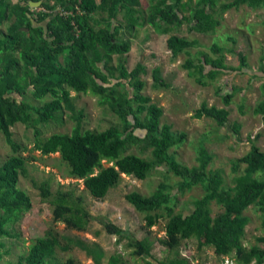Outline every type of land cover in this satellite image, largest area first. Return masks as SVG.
<instances>
[{
  "label": "trees",
  "instance_id": "obj_1",
  "mask_svg": "<svg viewBox=\"0 0 264 264\" xmlns=\"http://www.w3.org/2000/svg\"><path fill=\"white\" fill-rule=\"evenodd\" d=\"M30 2L40 5L33 8ZM242 7L264 9V0H149L146 7L143 0H0V133L13 151L0 161V263L9 253L5 240L19 237L16 226L32 207L31 197L18 188L20 177L28 176V160L17 154L21 146L13 139L12 128L22 124L33 131L34 150L44 156L60 154L69 175L82 180L96 200L106 199L124 174L145 180L161 167L178 179V194L201 187L203 194L195 200L194 211L186 215L176 212L177 195L168 183H160L149 195L132 192L126 196L144 214L148 229L165 221V236L159 243L166 249L176 251L184 241L196 239L200 249L210 247L219 258L232 256L235 264H264V217L263 234L253 246L243 244L251 221L246 213L256 208L264 215V151L251 140V150L231 160V185H226L222 170L211 169L213 155L205 147L199 150L196 166L184 165L172 150L185 142L186 135L162 123L163 108L144 93L145 66L127 67L133 39L148 27L157 35L169 36L166 44L171 57L186 56L182 68L203 87L223 75L245 73L248 58L236 48V40L228 39L231 48L212 44L203 51L199 39L177 35L187 26L190 33L214 36L224 14ZM227 54L238 57L237 67L227 64ZM261 64V72L254 76L264 79V56ZM152 78L154 87L170 88L161 67L152 70ZM239 88L222 92L218 86L223 106L203 102L196 118L205 117L224 127L228 106ZM260 89L262 97L254 113L264 122V80ZM71 90L99 96L100 104L110 106L119 125L104 131L83 130L80 112L74 116L70 134L45 138L41 124L63 121L67 108L75 113ZM241 107L244 114V104ZM233 130L238 134L240 127L234 125ZM133 148L149 157L127 154ZM105 161L112 165L107 168ZM31 183L51 203L54 222L66 224L69 230L87 231L93 217L81 195L63 189L53 192L48 181L32 179ZM213 204L220 210L215 216ZM103 224L109 234L121 240L126 237L116 224ZM130 247L135 256H151L147 240L130 239ZM73 248L83 250L95 264L105 257L99 244L62 236L52 228L33 240L16 264H74L72 259L57 260L59 250ZM111 260L125 264L117 256ZM162 264L188 261L178 257Z\"/></svg>",
  "mask_w": 264,
  "mask_h": 264
},
{
  "label": "rangeland",
  "instance_id": "obj_2",
  "mask_svg": "<svg viewBox=\"0 0 264 264\" xmlns=\"http://www.w3.org/2000/svg\"><path fill=\"white\" fill-rule=\"evenodd\" d=\"M218 1L225 3L229 0ZM143 3L146 7L149 0H143ZM3 30L5 31V28ZM177 35L199 39L203 51H207L212 44L231 48L233 44L228 39L232 38L237 41L236 48L248 58L249 68L245 73L226 74L203 87L189 77L182 68L186 56L180 55L177 59L171 57L166 44L169 36H159L152 29L144 27L133 39L127 60V67L130 70H133L138 63L145 66L146 74L142 76L145 81L144 93L163 108L162 123L171 124L176 134L186 135L185 142L172 150L177 160L189 167L196 166L199 150L205 147L213 155L211 169L222 170L226 185H231L233 177L231 160L248 153L252 141L264 151V122L261 116L254 113V107L262 97L260 85L264 80L254 76L261 72V59L264 56V9L252 10L242 7L239 10L228 11L224 14L221 28L214 36L204 37L190 33L187 26H184ZM226 62L231 67H237L239 64L238 57L234 54H227ZM157 66L161 67L164 78L170 83V88L154 87L152 70ZM218 86L222 88V92L230 91L232 86L240 87L228 106L230 114L228 123L224 127H218L205 117L196 118V110L203 102L208 105L223 106L221 97L216 92ZM71 95L75 113L67 108L63 121L41 124L39 129L45 138L54 133L70 134L75 126L74 116L80 112L83 113V130L104 131L119 125V119L113 114L110 106L100 104L99 96L91 92L77 93L73 90ZM243 104L244 114L241 107ZM234 125L240 127L238 134L233 130ZM12 132L13 139L21 146L17 154L28 160V176L20 177L18 188L31 197L32 207L16 227L19 237L5 240L9 253L0 264H16L18 259L26 254L32 241L44 237L52 228L62 236L79 239L89 245L99 244L105 252L101 264H116L111 260L115 256L122 258L125 264H162L174 261L178 257L186 259L188 264H235L232 256L219 258L210 247L200 249L196 239L184 241L176 251L166 249L159 243V240L165 236V221L148 229L144 214L138 213L126 199V196L132 192L149 195L160 183H168L173 186V195H177L176 212L186 215L194 211L195 200L203 194L201 187L185 194H178L175 187L178 179L168 173L167 168L161 167L153 170L145 180L124 174L120 184L106 199L96 200L86 190L82 180L69 175V167L60 154L44 156L34 150L32 130L17 124L12 128ZM127 154L149 157L148 153L142 155L136 148L130 149ZM10 155H13V151L0 133L1 163ZM111 165L105 161L107 168ZM32 179L39 183L50 182L53 192L63 189L81 195L85 200L86 209L93 217L87 231L69 230L66 224L54 222L51 203L43 200L40 190L33 187ZM212 210L213 216L220 213L215 204ZM246 214L251 221L243 244L249 248L256 243L257 237L263 234L264 215L256 208H252ZM104 221L112 222L122 228L126 237L121 240L118 236L109 234L103 224ZM130 239L150 242L151 256H135V249L130 247ZM69 259H72L74 264H95L93 258L79 248H73L68 252L58 251L59 262L65 263Z\"/></svg>",
  "mask_w": 264,
  "mask_h": 264
},
{
  "label": "water",
  "instance_id": "obj_3",
  "mask_svg": "<svg viewBox=\"0 0 264 264\" xmlns=\"http://www.w3.org/2000/svg\"><path fill=\"white\" fill-rule=\"evenodd\" d=\"M30 5H31L32 7H37V6L40 5V3H33V2H30Z\"/></svg>",
  "mask_w": 264,
  "mask_h": 264
},
{
  "label": "crops",
  "instance_id": "obj_4",
  "mask_svg": "<svg viewBox=\"0 0 264 264\" xmlns=\"http://www.w3.org/2000/svg\"><path fill=\"white\" fill-rule=\"evenodd\" d=\"M140 31V30H139ZM156 34V33H155ZM160 36V35H159ZM168 39V38H167ZM167 41V40H166ZM169 51V50H168ZM171 53V52H170ZM164 77V76H163ZM24 217V216H23ZM21 222V221H20ZM17 227V226H16Z\"/></svg>",
  "mask_w": 264,
  "mask_h": 264
}]
</instances>
